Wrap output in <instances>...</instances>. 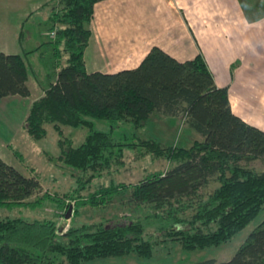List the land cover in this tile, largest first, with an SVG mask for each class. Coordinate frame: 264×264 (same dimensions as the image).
Masks as SVG:
<instances>
[{
  "label": "trees",
  "instance_id": "16d2710c",
  "mask_svg": "<svg viewBox=\"0 0 264 264\" xmlns=\"http://www.w3.org/2000/svg\"><path fill=\"white\" fill-rule=\"evenodd\" d=\"M53 1L48 21L51 31L57 28L54 39L23 56L0 52V99L30 96V72L43 94L31 103L21 127L35 139L46 135V124L58 132L61 124L87 129L80 144L67 145L60 154L75 169L107 167L120 161L124 148L135 145L170 165L137 183L111 182L87 196H81L84 185L77 176L75 189L61 199L42 192L37 176L23 175L0 157L1 209L34 210L48 201L63 216L71 201L77 211L127 194L131 207L123 218L70 225L66 230L52 219H0V264H85L129 253L147 259L161 242L195 250L230 241L264 205V170L248 166L254 160L264 164V130L232 111L228 89L216 85L201 54L179 61L153 46L135 68L87 72L83 53L93 8L100 0ZM43 48L51 53L44 80L27 59L32 52L43 58ZM153 115L179 118L201 139L189 146L162 145L149 136L138 143L134 133L122 129L143 128ZM92 119L107 121L109 129H95ZM13 154L21 160L17 151ZM198 264H264V220L229 260L205 259Z\"/></svg>",
  "mask_w": 264,
  "mask_h": 264
},
{
  "label": "crops",
  "instance_id": "0c3cea01",
  "mask_svg": "<svg viewBox=\"0 0 264 264\" xmlns=\"http://www.w3.org/2000/svg\"><path fill=\"white\" fill-rule=\"evenodd\" d=\"M46 4L52 12L53 0H0V52L23 56L37 47L23 40V27ZM90 30L87 72L135 68L153 46L179 61L201 54L216 85L228 89L232 111L264 130V0H100ZM26 83L30 96L0 99V157L11 163L6 146L43 94L30 72Z\"/></svg>",
  "mask_w": 264,
  "mask_h": 264
},
{
  "label": "rangeland",
  "instance_id": "374dc122",
  "mask_svg": "<svg viewBox=\"0 0 264 264\" xmlns=\"http://www.w3.org/2000/svg\"><path fill=\"white\" fill-rule=\"evenodd\" d=\"M52 7V5L46 4V7L33 13L32 17L25 22L23 27L25 33V36H23L24 41L33 38L34 40H32L36 42V47L41 44V41L44 42L55 38L51 36V33L53 31L56 32L57 28L55 26L51 31L49 29L51 23L48 21V17L52 13ZM46 24L48 25L47 28L45 27ZM41 51H45L43 58H40L39 52H34L30 59L36 70H38L39 77L44 80L45 73L50 68L51 53L48 48H43ZM65 59L66 54L63 53V64ZM36 84L37 88L42 89L37 81ZM35 97L37 95L33 94L32 98ZM234 99L233 96H230L232 102H234ZM92 120L94 121L95 129L104 131L109 129L107 121L101 119ZM248 122L254 124V122L249 120ZM20 125L22 126V123ZM261 127L264 128V126ZM45 128L46 135L39 139L32 138L22 127L15 130V136L12 137L10 144L6 146L12 156L13 163L10 162L11 160L4 161L14 166L25 176H37L42 192L47 191L61 199L75 189L77 186L76 179L79 177L84 185V188L80 190V194L81 196H87L99 187L106 186L111 182L137 183L146 174L165 170L170 165L164 157L151 154L143 145H135L131 149L124 148L120 161L107 167L93 165L87 166L82 170L75 169L65 163L60 154L67 145L77 146L80 144L88 130L62 124L59 125L60 133L54 128L53 124H46ZM122 129L128 135L130 132L134 133L138 138V143L149 136L156 137L162 145L177 143L189 146L193 140L201 139L196 132L189 130L181 119L168 116L153 115L143 128L131 129L129 125H126ZM59 143L61 146H59ZM13 150L21 155V160L13 154ZM248 166L256 170H264V164L259 160L249 162ZM214 185L215 182L209 188L211 189ZM126 196L128 194L124 197H118L104 206L91 207L86 205L77 211L73 210L74 202L71 201V213L67 220L64 219V215L60 216V210L57 209L56 205L48 201L42 204L40 208L34 210L24 207L11 210L0 208V219L13 217H22L28 220L52 219L57 222L59 228L65 221V226L60 229L66 230L70 225L79 226L130 215L131 207L127 205ZM263 220L264 205L257 215L237 232L230 241L220 246L186 250L173 241H166L159 244L151 258H141L135 253H129L122 256L96 258L85 262V264H198L205 259H215L218 262H223L232 257L248 234Z\"/></svg>",
  "mask_w": 264,
  "mask_h": 264
},
{
  "label": "water",
  "instance_id": "95a60500",
  "mask_svg": "<svg viewBox=\"0 0 264 264\" xmlns=\"http://www.w3.org/2000/svg\"><path fill=\"white\" fill-rule=\"evenodd\" d=\"M70 213H71V206H69V208H68L66 214L64 215V219H65V220L69 219V217H70ZM65 223H66V222L64 221V222L61 224L60 228H63V227L65 226Z\"/></svg>",
  "mask_w": 264,
  "mask_h": 264
},
{
  "label": "built area",
  "instance_id": "2783aa9c",
  "mask_svg": "<svg viewBox=\"0 0 264 264\" xmlns=\"http://www.w3.org/2000/svg\"><path fill=\"white\" fill-rule=\"evenodd\" d=\"M51 34H52L51 36L54 38L55 37V31H53Z\"/></svg>",
  "mask_w": 264,
  "mask_h": 264
}]
</instances>
